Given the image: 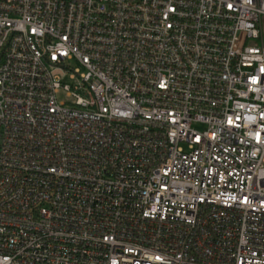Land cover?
I'll return each mask as SVG.
<instances>
[{
  "label": "built area",
  "instance_id": "2783aa9c",
  "mask_svg": "<svg viewBox=\"0 0 264 264\" xmlns=\"http://www.w3.org/2000/svg\"><path fill=\"white\" fill-rule=\"evenodd\" d=\"M262 18L0 0V264H264Z\"/></svg>",
  "mask_w": 264,
  "mask_h": 264
},
{
  "label": "rangeland",
  "instance_id": "374dc122",
  "mask_svg": "<svg viewBox=\"0 0 264 264\" xmlns=\"http://www.w3.org/2000/svg\"><path fill=\"white\" fill-rule=\"evenodd\" d=\"M261 26H262V40L264 42V18H262ZM69 69L71 70L72 73L76 69H79V71L82 72L81 68L74 62L69 63ZM63 84H68V85L72 84V80H70L69 75L65 76V78L63 79ZM64 99H65L64 97H60V100H64Z\"/></svg>",
  "mask_w": 264,
  "mask_h": 264
}]
</instances>
